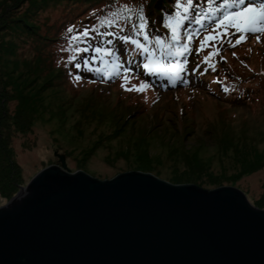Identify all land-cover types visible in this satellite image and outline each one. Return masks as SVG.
Segmentation results:
<instances>
[{"label": "rangeland", "instance_id": "rangeland-1", "mask_svg": "<svg viewBox=\"0 0 264 264\" xmlns=\"http://www.w3.org/2000/svg\"><path fill=\"white\" fill-rule=\"evenodd\" d=\"M62 3L0 0V73L8 90L15 91L8 103L7 123L13 158L22 170L20 185L26 186L44 168L61 166L62 155L71 172L82 170L102 180L142 171L175 184L206 189L234 186L264 209V34L259 40L248 34L235 47L227 37L222 42L207 41L203 56L209 59H203L204 65L213 69L206 77L208 87L200 78L193 79L194 69L185 60L191 76L177 82L176 74L171 75L164 80L170 87L165 90L157 76L143 80L125 72L139 65L130 63L137 58L129 54L120 58L119 66L101 71L107 77L121 73L107 85L94 79L78 80L71 73L67 80L55 71L35 73L28 67L44 37L53 38L56 32L59 37L61 31L55 28L76 10L61 7ZM92 13L68 20L76 22L68 28L79 24L73 37H80L85 29L108 28L106 17ZM214 26L193 35L195 40L192 36L189 45L193 50L201 52V41L209 33L216 35ZM239 35L231 37L232 43ZM56 41L47 40L46 48L38 52L52 58ZM72 41L60 45L69 50L64 57L62 53L57 59L54 56V64L67 65L78 55L77 48L70 49ZM107 56L111 57L106 62L116 61V55ZM205 72L201 67L198 73ZM3 86L0 83V89ZM129 105L139 106L136 114V107ZM22 107L26 110L18 118ZM29 118L30 127L19 131L18 122ZM13 195L0 194V207Z\"/></svg>", "mask_w": 264, "mask_h": 264}, {"label": "water", "instance_id": "water-1", "mask_svg": "<svg viewBox=\"0 0 264 264\" xmlns=\"http://www.w3.org/2000/svg\"><path fill=\"white\" fill-rule=\"evenodd\" d=\"M59 156L0 207V264H264V209L241 189L102 180Z\"/></svg>", "mask_w": 264, "mask_h": 264}, {"label": "trees", "instance_id": "trees-1", "mask_svg": "<svg viewBox=\"0 0 264 264\" xmlns=\"http://www.w3.org/2000/svg\"><path fill=\"white\" fill-rule=\"evenodd\" d=\"M63 2L64 3L60 5L61 7L70 8L73 6L76 10H71L72 15H70L69 18L65 15V19L55 28V31H61L59 37H57V32L53 38L44 37L39 50H41L42 47L43 49L46 48L45 45L47 40H57L55 43V53L53 50L51 58V55L48 56L45 53L43 55L42 51L38 52V50L31 59L32 62H30V66L27 65L29 69L35 73L39 72L46 74L45 71H55L60 74L59 76L61 78L63 77L67 80L71 78L69 75V73H71V75H74L76 78L79 76L88 80L94 79L97 80L96 82L107 85L111 81L118 80L120 75H109L107 77L101 72L109 68L105 59L109 56L106 55L107 51L96 53L95 48L99 47L103 50H110L118 59L123 58L126 54H129L128 56H135L137 61H131L130 63L139 65L129 69L134 71L131 73L132 75L143 78V76L151 75L150 71L145 67V64H150V67L155 70L157 68H168V66L172 65L174 62H178L180 56L172 57L168 56L166 53L168 51H175L176 49L181 50L183 48L182 46L186 44L188 32L198 26L191 20L187 22L181 21V23L185 24V27L183 29L179 28L177 32L183 38L180 41H174L172 39V31L165 26V21L170 14L174 13L176 3H183L184 0H63ZM221 2L222 0H196L195 9L190 12L189 15L193 17L197 14L200 16L204 14L209 15V12L220 8ZM91 12H93L92 15L100 13L101 16L106 17L110 25L104 31H100L99 29L98 32L97 30L89 32L88 37L73 39V34L76 33V27L79 24L76 27H69L72 29V32H69L67 25L76 22L71 23L68 20L72 21L73 18L83 16L87 13L91 14ZM141 15L147 20V28L144 33L137 35L132 25L140 22ZM14 23L17 27L16 21H14ZM18 23L20 24V22ZM204 25L205 27L209 26L208 22ZM173 26L176 27L177 25L173 23L172 27ZM18 27H20V25ZM108 33H111V35H108ZM145 35H147V39H145ZM124 37H129L130 39L125 41ZM157 37L163 41V46L156 43ZM71 39H73V41L70 49L75 50L77 48L79 50L78 55L71 61L69 60L67 65L64 63V66H57L55 63L56 67L53 60L56 61L61 53L64 57L66 50H69L60 47V45ZM109 40L112 41L111 44L108 43ZM131 40H137L139 44L143 45V48L132 44ZM170 45H175V47L170 48ZM84 49H87V51H84ZM185 53L186 55L188 54V52ZM85 60L89 61L87 66L84 64ZM76 64H80L81 67L77 68ZM89 66L93 68L90 69ZM96 66H99L101 70H97ZM0 75L2 74L0 73ZM4 78V75L0 76V83L4 84V90L0 89V194L11 196L13 194L15 195L19 188H21L20 181L22 179V170L13 158L11 147L12 133L8 129L7 123L9 120L8 103L14 98L13 94L15 91L11 92L8 90L9 88ZM132 106L136 107L134 110L136 114L139 106L129 105L128 107L131 108ZM25 110L26 109L22 107V110H20L21 112L18 111V118L21 116L20 113H23ZM31 120L32 119L29 118L24 122L22 121L21 124L18 122V130L21 132L27 130L30 127Z\"/></svg>", "mask_w": 264, "mask_h": 264}, {"label": "snow or ice", "instance_id": "snow-or-ice-1", "mask_svg": "<svg viewBox=\"0 0 264 264\" xmlns=\"http://www.w3.org/2000/svg\"><path fill=\"white\" fill-rule=\"evenodd\" d=\"M195 4L196 0H184L183 3L177 2L174 13L170 14L168 19L165 21V26L170 28L172 31V39L174 41H180L183 37L177 32V28L172 27L173 23H175L178 28L183 29L185 24L181 23V21L187 22L191 20L193 23L201 25L202 28L205 27L199 14H197L195 17L189 15L190 12L194 11ZM218 11H222V15H220L218 19H215L213 31L216 32V35L209 33L204 38V40L201 41L200 50H203L204 47H206L207 41L210 40L222 42V37H227L228 43L231 45V47H235L236 45H239L240 43L247 40L248 34L256 35L257 40L260 39V34H264V0H261L259 3H256L255 0H248L247 3L246 0H230V2L225 3L222 10L218 9ZM132 28L134 31H136L137 35L144 33L145 29L147 28V20L143 17V15L140 17V22L138 24L134 23ZM229 29H234L235 32L230 33ZM68 31L72 32V29L69 28ZM198 33L199 29H196L195 32L188 35L187 39L190 41L192 36ZM236 33H241V35H239L238 38L235 39V42L232 43L231 37L235 36ZM88 35V29H85L84 32L80 33V37H88ZM108 35H111V33H108ZM77 38L79 37H73V39ZM147 38V35H145V39ZM124 39L127 41L130 38L124 37ZM108 43L111 44L112 41L109 40ZM131 43L143 48V45L139 44L137 40H131ZM156 43L163 46V41L159 37L156 38ZM169 47L174 48L175 45H170ZM182 47L184 49L183 51L176 49L175 51H168L166 54L172 57L184 56L185 52L189 51V49L186 44ZM84 51H87V49H84ZM101 51H107L108 55H112L110 50H103L99 47L95 48L96 53H100ZM215 54H219V49ZM211 55L213 54H210V56ZM208 59L209 57H205V60ZM88 63V60L84 61L85 66H87ZM76 67L80 68L81 65L76 64ZM145 67L149 68L150 65L146 64ZM129 71V69H125V72ZM117 75H119V73H117ZM77 79L79 80L81 77H77ZM125 79H127V77H125ZM127 90L131 91L132 89ZM140 90H143V88ZM225 90L227 91V89Z\"/></svg>", "mask_w": 264, "mask_h": 264}]
</instances>
